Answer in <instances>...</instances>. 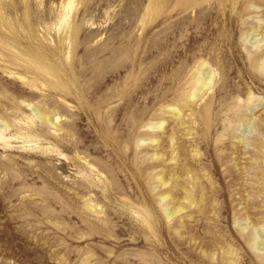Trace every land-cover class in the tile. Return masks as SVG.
<instances>
[{"label": "rangeland", "instance_id": "1", "mask_svg": "<svg viewBox=\"0 0 264 264\" xmlns=\"http://www.w3.org/2000/svg\"><path fill=\"white\" fill-rule=\"evenodd\" d=\"M65 2L0 0V264H264V0Z\"/></svg>", "mask_w": 264, "mask_h": 264}, {"label": "bare ground", "instance_id": "2", "mask_svg": "<svg viewBox=\"0 0 264 264\" xmlns=\"http://www.w3.org/2000/svg\"><path fill=\"white\" fill-rule=\"evenodd\" d=\"M63 8H62V16L60 21V26H63V31L65 32V35L63 36L64 32L59 34L60 39H71V38H77L80 35V31L82 29L81 25H75L74 22H69V17L71 14V11L74 9V4L77 0H66ZM151 1V8L158 10L157 0H150ZM200 0H182L183 4H190V5H197L199 4ZM94 5V4H93ZM137 11V10H135ZM135 13V12H134ZM102 14V13H101ZM210 74L208 72H203L199 79L201 81H209ZM246 131L248 132L251 129L250 122L245 123L244 125ZM259 235V239H258ZM252 239L255 240L256 247L264 250V231L260 232V234L253 233Z\"/></svg>", "mask_w": 264, "mask_h": 264}]
</instances>
